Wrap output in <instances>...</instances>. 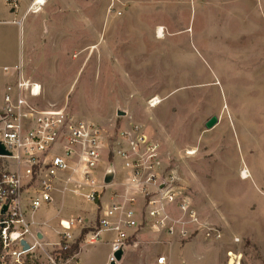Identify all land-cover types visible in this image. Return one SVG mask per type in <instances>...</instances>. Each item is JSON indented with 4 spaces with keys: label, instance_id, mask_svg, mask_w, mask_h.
<instances>
[{
    "label": "rangeland",
    "instance_id": "rangeland-1",
    "mask_svg": "<svg viewBox=\"0 0 264 264\" xmlns=\"http://www.w3.org/2000/svg\"><path fill=\"white\" fill-rule=\"evenodd\" d=\"M32 2L13 10L0 0V64L21 56L25 74L42 86L39 107L64 109L100 130L99 179L105 165L123 167L116 151L127 150L137 128L157 146L162 180L173 175L197 218L167 205L184 221L172 255L163 236L150 239L167 233L145 227L142 243L127 240L123 261L147 264L131 255L138 249L174 264H264V0ZM3 84L0 76V107ZM211 116L217 122L206 128ZM56 189L57 182L48 209L29 215L45 240L57 241L58 218L82 214L86 228L97 224L85 197ZM84 229L75 231L78 251ZM101 245L85 247L83 264L104 260Z\"/></svg>",
    "mask_w": 264,
    "mask_h": 264
},
{
    "label": "built area",
    "instance_id": "built-area-1",
    "mask_svg": "<svg viewBox=\"0 0 264 264\" xmlns=\"http://www.w3.org/2000/svg\"><path fill=\"white\" fill-rule=\"evenodd\" d=\"M19 1L2 0L13 10ZM36 2L33 0L32 6H41L45 0ZM1 70L8 80L0 107V143L7 151L0 154V264H82L76 258L79 251L63 257L61 249L74 243L84 228L81 240L85 245L99 243L105 232L115 233L108 258L112 262L114 253L119 249L124 251L127 240L140 228L165 231L168 235L177 232L176 225L184 221L166 213L169 204L176 205L181 218L197 220L188 197L173 184V175L162 180L157 146L133 128V135L125 138L127 150L116 153L129 171L123 185L143 196L145 214L141 211L140 217L137 216L136 209L131 207L135 196L131 195L126 199L129 207L113 203L99 211L97 224L88 225L91 228H86L87 220L82 215L58 218L52 227L57 241L45 240L29 215L53 204L55 182L60 189H74L75 194L96 203L107 185L104 177L112 169L106 167L99 179L101 133L98 128L85 120L71 118L64 109L39 107L42 86L25 74L21 58ZM180 232L182 237L186 236L184 228ZM164 263L165 257L159 256L157 264Z\"/></svg>",
    "mask_w": 264,
    "mask_h": 264
},
{
    "label": "crops",
    "instance_id": "crops-1",
    "mask_svg": "<svg viewBox=\"0 0 264 264\" xmlns=\"http://www.w3.org/2000/svg\"><path fill=\"white\" fill-rule=\"evenodd\" d=\"M158 28H160V27H158ZM20 58H21V56H20ZM17 61L18 60L15 58L13 60L11 59V60L7 61L6 63L0 64V76H1L4 84L8 80V77L3 74L1 68L3 66H5V65H13ZM4 84H3V87H4ZM121 163L122 162H120V165H122ZM107 165H105V167H107ZM112 171L114 172L113 180H112L111 183H109V184L106 185V189H108L109 187H111V189L109 190V192L106 189L105 190L102 189V193L100 194V198L96 201V203L95 202H89V201H87V203L89 204V206H87L86 208L90 211V213L93 211L92 209L94 207L99 212L101 210L106 209L107 207H109L113 203L121 204L124 207H129L130 205L127 202L126 199H127L128 196H131V195L132 196H135V198L137 197L136 198L137 199L136 202H134V204L131 205L132 208H135L136 207L137 209H139L140 206H141V204H142V202H144L143 196H141V194H139L138 191L136 192V190L129 189V188H125V186L123 185L124 181H121L120 180L123 177H125L126 175H128L129 171H127L124 167H119V165H118V167H115V166L113 167L112 166ZM121 182H123V183H121ZM73 191H74V189H67L66 191H64V189H58L57 192H59L60 194H62V196L68 195L70 197H77V198H81L82 200H85L80 195L75 194ZM84 191H85V189L81 190L82 193ZM53 202H55V199H54ZM168 209H171L172 210V207L171 206H168ZM79 215H82V214H79ZM108 233H110V232L103 233V240L100 241L99 243H97L99 245L102 244L101 246H105L104 247L105 248L104 250H105L106 256H105L104 260H102V262L100 264H108V261H109L108 258H109L110 252H111V242H112V240L114 238H111V236L109 235L110 237L108 239H104V235H107ZM160 235L163 236L162 239L165 238V243L167 245L164 246V247L167 248V249H169V252L168 253H171V255H172V253L174 252L172 250L177 246L176 239H175L176 237L174 235H168V234H164V233H162V234H156L155 233L153 235L150 234V236H151L150 239L159 238ZM132 236H134V239L132 240V243H133L134 246H137L138 244H140V243L143 242V239L145 238V236H147V231L144 228H141V230H139L138 232H135ZM86 246L87 245H83L81 247V250L76 254V258H78L81 261L82 264H83V259L85 260V256L83 257V254L85 252L84 249H85ZM170 250H171V252H170ZM179 253L181 254V256H183L182 253H181V251H179ZM127 254H128V251H126L125 253L123 251V255H122V258L120 260V261H122L121 264H129V263H125V261H123L125 259V255H127ZM132 254H133V257H146L147 258V260H146L147 261V264H157V258L159 256H161V255H163L165 257V263L164 264H174V261L172 260L173 259L172 256L171 257H170V255L169 256H166L165 254H162V253L159 254V255H157L154 258L152 255H150L148 253H144L143 251L138 250V249L137 250L136 249H133L131 255ZM182 261H185V260L182 259ZM119 262H117V263H119ZM130 264H136V263H130Z\"/></svg>",
    "mask_w": 264,
    "mask_h": 264
},
{
    "label": "water",
    "instance_id": "water-1",
    "mask_svg": "<svg viewBox=\"0 0 264 264\" xmlns=\"http://www.w3.org/2000/svg\"><path fill=\"white\" fill-rule=\"evenodd\" d=\"M117 114L118 115H125L124 111L121 110H117ZM217 122V117L216 116H211L205 123V127L206 128H211L213 127V125ZM0 154H7V151L4 149L3 145L0 143ZM113 176L114 173L113 171H109L108 173H106L105 177H104V183L105 184H109L112 182L113 180ZM123 255V250L119 249L114 253V258L115 261H112L110 264H116L117 262H119L122 258Z\"/></svg>",
    "mask_w": 264,
    "mask_h": 264
},
{
    "label": "trees",
    "instance_id": "trees-1",
    "mask_svg": "<svg viewBox=\"0 0 264 264\" xmlns=\"http://www.w3.org/2000/svg\"><path fill=\"white\" fill-rule=\"evenodd\" d=\"M86 230H84L83 232H85ZM79 249V241L76 240L74 243L70 244L69 247L67 248H62L61 249V253L63 255V257H69L72 256L73 254L77 253Z\"/></svg>",
    "mask_w": 264,
    "mask_h": 264
},
{
    "label": "bare ground",
    "instance_id": "bare-ground-1",
    "mask_svg": "<svg viewBox=\"0 0 264 264\" xmlns=\"http://www.w3.org/2000/svg\"><path fill=\"white\" fill-rule=\"evenodd\" d=\"M40 2H42V0H37V2L36 3H40ZM159 29V28H158ZM157 29V31H158V35L159 36H161L162 35V28H160L159 30ZM158 102V101H157Z\"/></svg>",
    "mask_w": 264,
    "mask_h": 264
}]
</instances>
